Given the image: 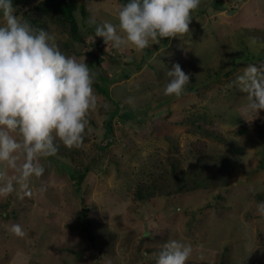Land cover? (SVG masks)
Wrapping results in <instances>:
<instances>
[{"label":"rangeland","instance_id":"obj_1","mask_svg":"<svg viewBox=\"0 0 264 264\" xmlns=\"http://www.w3.org/2000/svg\"><path fill=\"white\" fill-rule=\"evenodd\" d=\"M38 1H14V15L27 19L23 11ZM75 1L88 13L75 11L82 41L51 21L40 27L68 44L62 51L85 59L108 95L94 84L97 103L83 146L57 141L59 152L45 161L44 176L33 178L32 195L0 198V264H155L153 254L169 238L194 246L188 264H264V215L256 210L264 201V109L256 118L244 113L246 93L235 83L247 64L264 63V0H219L222 8L202 0L188 35L143 51L107 47L94 27H81L93 14L118 23L119 0ZM175 63L191 74L179 98L164 94ZM197 139L208 144L204 154L228 157L229 176L162 195L151 184L161 176L173 181L172 168L193 165ZM84 170L82 201L75 177ZM143 186L152 193L144 201L136 195ZM83 204L94 245L80 231ZM16 223L23 237L10 231Z\"/></svg>","mask_w":264,"mask_h":264},{"label":"clouds","instance_id":"obj_2","mask_svg":"<svg viewBox=\"0 0 264 264\" xmlns=\"http://www.w3.org/2000/svg\"><path fill=\"white\" fill-rule=\"evenodd\" d=\"M201 2L124 0L117 8L118 23L98 22L93 14L81 27H94L95 37L107 47L143 51L163 38L188 35ZM15 11L14 0H0V198L32 195L33 178L43 177L45 161L59 152L57 141L69 149L82 147L97 103L96 73L85 59L62 51L54 33ZM166 75L164 94L182 97L191 74L175 63ZM235 83L248 100L243 112L256 118L264 109V63L247 64ZM256 210L264 215V201L257 202ZM10 231L25 235L19 223ZM193 252L190 242L169 238L153 257L155 264H188Z\"/></svg>","mask_w":264,"mask_h":264},{"label":"trees","instance_id":"obj_3","mask_svg":"<svg viewBox=\"0 0 264 264\" xmlns=\"http://www.w3.org/2000/svg\"><path fill=\"white\" fill-rule=\"evenodd\" d=\"M15 2H20L21 0H14ZM123 3L124 0H119ZM215 8H222V3L219 0L211 1ZM79 9L83 17L87 16V10L83 4L78 6L75 0H39L33 7L28 10L23 11V16L27 18L34 26L40 27V24L44 21H51L59 26V28L69 35L70 38L77 41H82V34L80 30V25L75 16V11ZM94 32V30H93ZM100 39V37H97ZM60 45V44H59ZM68 46L67 43H62L61 49H65ZM98 62L101 60L97 59ZM246 60H248L246 58ZM96 90L108 95L106 87L95 83ZM190 90L191 88H187ZM199 127L198 118L191 119ZM106 129L110 132L112 127L108 123ZM111 140L107 141V144ZM193 148L197 152V157L195 163L191 165L188 169H181L174 172V180L170 181L167 177L161 176L158 182H153L151 186L159 190L162 195L170 196L179 194L195 188H207L211 185L216 184V182H224V180L230 174L229 160L224 154L221 155H206L205 151L208 149V144L205 140L197 139L192 142ZM85 175V170L80 172L76 177L77 191L80 194L82 201L83 198V187L82 180ZM143 187H138L136 191L137 197L144 201L152 193L147 192L144 194ZM89 208L83 204L78 217L80 219V231L84 233L92 245L95 241V232L91 229L92 219L87 216ZM75 255L81 257L82 254L79 251H73ZM220 264H225V260H222Z\"/></svg>","mask_w":264,"mask_h":264}]
</instances>
